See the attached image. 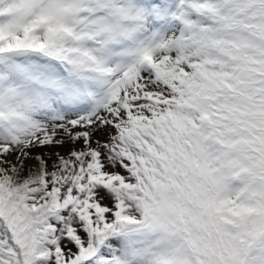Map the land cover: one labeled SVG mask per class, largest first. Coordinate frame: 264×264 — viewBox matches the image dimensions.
<instances>
[{
    "label": "snow or ice",
    "instance_id": "6c2138e0",
    "mask_svg": "<svg viewBox=\"0 0 264 264\" xmlns=\"http://www.w3.org/2000/svg\"><path fill=\"white\" fill-rule=\"evenodd\" d=\"M0 264H264V0H0Z\"/></svg>",
    "mask_w": 264,
    "mask_h": 264
}]
</instances>
